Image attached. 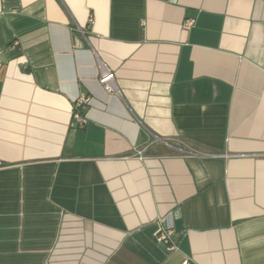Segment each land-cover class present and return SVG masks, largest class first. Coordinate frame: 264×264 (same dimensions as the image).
<instances>
[{
  "label": "crops",
  "instance_id": "1",
  "mask_svg": "<svg viewBox=\"0 0 264 264\" xmlns=\"http://www.w3.org/2000/svg\"><path fill=\"white\" fill-rule=\"evenodd\" d=\"M0 264H264V0H0Z\"/></svg>",
  "mask_w": 264,
  "mask_h": 264
},
{
  "label": "built area",
  "instance_id": "2",
  "mask_svg": "<svg viewBox=\"0 0 264 264\" xmlns=\"http://www.w3.org/2000/svg\"><path fill=\"white\" fill-rule=\"evenodd\" d=\"M193 22H194L193 20H187L185 26L190 27L193 24ZM114 78H115L114 72L109 68H105V70L100 76L99 81L106 88L108 92H115L116 86L114 84ZM86 101L87 98L80 99L76 104L78 105L77 107L81 106ZM75 118L77 122H79L80 124H85L87 122V118L84 115H82L80 111L77 110L75 112ZM137 153L139 154L140 158H144L143 150H138ZM154 239L156 240V242L166 245L168 250L172 251L178 248L177 240L174 237V230L171 227H165L161 225L158 231L155 233Z\"/></svg>",
  "mask_w": 264,
  "mask_h": 264
}]
</instances>
